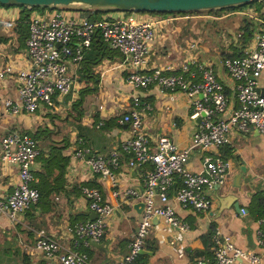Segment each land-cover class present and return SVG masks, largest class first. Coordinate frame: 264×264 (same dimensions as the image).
<instances>
[{
  "label": "crops",
  "instance_id": "1",
  "mask_svg": "<svg viewBox=\"0 0 264 264\" xmlns=\"http://www.w3.org/2000/svg\"><path fill=\"white\" fill-rule=\"evenodd\" d=\"M263 5L264 0L260 8ZM245 9L202 16L203 18L192 13L163 15L146 12L142 17L160 16L169 19H159L155 24L156 36L150 44L143 69L161 66L168 71H178L181 64L188 61V67L195 61H200L201 65L210 64L223 83L227 96L235 99V82L222 65V56L235 52V45L232 46L231 41L234 40V44L237 41L239 26L244 19L252 23L255 29L251 41L243 47L244 52L255 44L256 32L264 23V14L253 12L254 15L250 17L246 15L248 9ZM119 13L120 10L106 12L111 16ZM19 18L18 6L0 4V67L9 66L12 70L0 82V139L9 131L21 129L26 132L45 126V133H49V137L39 141L65 146L61 152L68 155L69 160L62 175H59V167L53 166L50 169L46 180L42 179L47 195L21 212L18 220L11 221L5 213H0V264H59L57 256L48 259L34 247L40 231L56 239L61 245L60 251L70 248L85 251L89 264H117L127 253L128 244L141 219L142 210L134 207L142 201L139 194L141 190L134 187L139 185L143 188L141 171L129 168L125 164L127 155L123 154L113 177L100 176L90 169L85 157L75 156L74 150L84 146L107 156L122 140L130 137V125L120 123L119 119L134 106L131 100L134 91L149 98L147 103L151 105V109L145 114L144 125L152 139L164 134L185 145L200 119L198 120V116L192 117V100L184 91H161L154 85L133 90L125 79L130 66L122 63L124 58L119 53L111 57L105 53L93 67L99 75V87L97 91L83 93L85 110L79 120L75 112H72L74 115L68 113L73 94L57 96L52 108L41 107L33 113L10 112L5 108L3 100L17 97V71L30 66L25 44L28 32L26 33L23 23L18 21ZM207 22L213 23L212 26L216 28L209 31L211 27ZM214 32L216 37L211 38ZM90 51L91 48L88 52ZM191 56L193 61H190ZM194 71L192 70V75L195 74ZM263 83L264 71L260 76L261 87H264ZM85 84L84 78L79 74L74 99L81 97L80 90ZM95 115L105 123H94ZM227 143L231 147V153L227 156L228 175L223 185L205 190L212 201L209 210L202 212L181 208L176 204L175 193L172 192L169 203L174 205L178 217L181 221H186L189 228L181 230L159 216L155 223L152 221L144 238L143 248L151 254H142L143 257L136 258L132 264H189L188 249L207 231L212 222L216 225L215 231L231 236L237 246L252 250L259 256L255 263L242 258L233 264H264V240L259 238V230L264 229V225H260L247 208L252 195L264 190V131L255 127H250L246 132L233 130L228 135ZM44 149V154L47 155L49 146L45 145ZM210 152L215 153V150ZM203 153L199 149L190 153V169H202ZM35 169L45 170L42 161L37 158ZM132 169L135 171L131 172ZM17 182L18 164L3 159L0 146V197L7 196ZM83 185H97L104 198L113 206L105 233L98 241L82 239L73 231L76 221L91 217L88 198L81 190ZM128 188H132L136 194H127ZM241 208H244V212H241ZM204 258L207 263L212 262V259Z\"/></svg>",
  "mask_w": 264,
  "mask_h": 264
},
{
  "label": "built area",
  "instance_id": "2",
  "mask_svg": "<svg viewBox=\"0 0 264 264\" xmlns=\"http://www.w3.org/2000/svg\"><path fill=\"white\" fill-rule=\"evenodd\" d=\"M246 9L249 14L241 12L250 17L258 13L255 6ZM261 11L264 13V5ZM107 15L91 19L77 9L51 7L33 12L25 39L30 66L17 71V97H7L3 104L12 113H33L41 107L52 108L57 96L73 94L74 99L80 64L91 48L97 31L108 47L122 54V63L129 64L125 79L133 90L154 85L161 91L181 90L191 97V115L193 118L200 116V120L185 145L164 134L151 138L144 125L145 114L151 105L140 101L139 94L134 91L131 95L134 106L119 119L120 123L130 125V137L122 140L107 156L84 146L74 150V155L85 157L90 169L100 176L113 177L123 154L127 155L125 164L129 168L141 171L143 189L140 195L144 203L141 219L128 244L127 253L117 263L131 264L143 247L154 215L163 217L181 230L189 228V224L178 217L174 205L169 203L172 192L181 208L202 212L209 210L212 201L205 190L223 185L228 175V160L220 157L217 150L228 141L229 133L233 130L246 132L250 127L264 131V93L260 90V76L264 71V23L256 32L255 44L244 54L222 57V65L235 82L233 99L225 93L223 83L210 64L199 65L201 76L197 81L182 74L189 69V61L181 64L178 71H168L161 66L143 69L150 44L156 36L155 24L159 19L167 21L168 17L144 18L137 11L122 10L116 16ZM193 59L191 56L190 61ZM11 71L9 66L0 67V82ZM35 144L30 134L18 130L9 131L0 139L2 158L18 164V182L7 196L0 197V213H5L11 221L18 220L19 214L39 197L38 178L33 171L37 155ZM194 149L204 151L201 170L188 166ZM81 190L96 216L76 221L73 231L82 239L98 241L105 233L113 206L97 187L83 185ZM126 193L136 194L132 188H128ZM256 220L264 225V216ZM259 238L263 241L261 229ZM214 240L212 262L207 263L201 257L194 264H233L242 258L252 263L259 260L255 252L237 246L231 236L221 235L219 230L215 231ZM34 247L48 259L57 256L59 264H89L85 251L78 248L60 251L59 242L43 231L38 232Z\"/></svg>",
  "mask_w": 264,
  "mask_h": 264
},
{
  "label": "trees",
  "instance_id": "3",
  "mask_svg": "<svg viewBox=\"0 0 264 264\" xmlns=\"http://www.w3.org/2000/svg\"><path fill=\"white\" fill-rule=\"evenodd\" d=\"M262 1L263 0H254L246 4L243 3L241 5H230L226 7L214 8V9H208V10L213 14H219L223 10L230 11V10H233L234 8L242 7L248 4L249 6L255 5L256 11L259 14H264L260 8V4ZM15 6H18L20 8V18L18 19V21L23 23L26 33L29 32V22H30V18L33 13V10H40L41 8L45 7L43 5H40V6L39 5H28L24 3H18ZM73 9L82 11L83 13H85V15H87L91 19L100 18L103 15H106V10H107L102 7L89 8L84 5L81 7H75ZM111 10H121V9L111 8ZM122 11L129 12L131 10H122ZM200 11L197 10V12L192 11V12H178V13L173 12V14H191V13H198ZM156 13H159V12H156ZM160 14L164 15L166 13H160ZM107 16L111 17V15H107ZM206 24L209 27H212L213 25V23H208V22ZM254 30L255 29L253 27V24L249 23L247 19H244L243 23L239 26L237 41L235 42V44L233 43L234 40L231 41V45L232 46L235 45V52L233 54H223L222 57H226V56L234 57V56H239V55L244 54L243 47L248 45L249 42L251 41ZM105 53L109 55L110 57L113 56L115 53H119L122 56V54L119 51L109 48L107 44L102 40L100 33L97 31L92 39L91 51L90 52L87 51V53H85L84 58L82 59V62L79 67L80 75L84 78L86 84L80 90L81 97L76 98L75 100L72 101L69 112H68L70 114H73L72 112H75L76 113L75 116L77 117L78 120L80 119V117L82 116L85 110V107H83V102H84L83 93L87 91H97L98 90L99 75L93 67L100 62L101 58L105 56ZM199 62L200 61H195L193 64L189 65V69L186 71H183L182 74L185 77L193 81L199 80L201 76V72H199V69H200L199 65L201 64V62L200 63ZM192 70L196 71V72L194 71L195 72L194 75L191 74ZM195 75L196 77H194ZM139 99L142 102L149 101V98L143 97L140 95H139ZM66 117L67 118L69 117L68 114ZM95 119L96 120L94 121V123H99V122L105 123V121L99 119L96 115H95ZM46 130L47 129L45 126L44 127L38 126L35 130H26V132L30 134L36 141V144H35V147L37 149L36 158L41 160L42 165L45 166L44 171L38 170V169L33 170L34 175L37 176L40 180V182L37 184V188L39 190L38 200L44 198V196L47 195L46 193H48L47 188L42 186V179L46 180L48 174L50 173V169L53 166L59 167V175H62L68 163V160H69L68 155H65L64 153L61 152L62 148L65 146H56L54 144L49 145L47 141L46 143L43 141L41 142L39 141L40 139L44 140L45 138L49 137V133L48 134L45 133ZM19 131L23 132V130L21 129ZM45 145H47V147L49 146V150L47 149V155L44 154ZM218 149H219L218 155L222 157L224 160H227L228 159L227 156L230 155L231 153L230 145L226 142L222 144ZM48 167H49V170H48ZM36 202L34 204H36ZM247 208L249 212L254 215L255 219H257L258 217L264 216V190L255 192L252 195L251 203ZM215 227L216 225L212 222L209 225L207 231L204 232L197 239V242H195V244L191 248L188 249L189 258H190L189 264H194L201 257H208L210 259H213V250L215 248V240H214ZM261 232H262L263 240H264V229L263 228L261 229ZM138 257H143V255L138 253L137 256L133 259V261Z\"/></svg>",
  "mask_w": 264,
  "mask_h": 264
},
{
  "label": "water",
  "instance_id": "4",
  "mask_svg": "<svg viewBox=\"0 0 264 264\" xmlns=\"http://www.w3.org/2000/svg\"><path fill=\"white\" fill-rule=\"evenodd\" d=\"M254 0H0V3L7 5H16L18 3H24L28 5H43V6H54V5H69V4H80L84 6L92 7H113L121 10L131 11H149L159 13H173V12H191L203 9H214L220 7H226L230 5H241ZM262 93H264V87H260ZM200 116H198V120ZM257 129V128H256ZM258 130V129H257ZM244 167H241L243 170ZM135 170L132 169L131 172ZM137 189L139 188L142 192V186L134 185ZM143 201H140L134 205L137 210H142ZM96 213L91 212V217H95ZM159 216H153V222L158 220ZM151 254V252L145 248H140L139 254Z\"/></svg>",
  "mask_w": 264,
  "mask_h": 264
},
{
  "label": "rangeland",
  "instance_id": "5",
  "mask_svg": "<svg viewBox=\"0 0 264 264\" xmlns=\"http://www.w3.org/2000/svg\"><path fill=\"white\" fill-rule=\"evenodd\" d=\"M81 6H83V5H80V4H69V5H52V6H46V7H51V8H59V9H62V10H71V9H73V8H75V7H81ZM88 7V6H87ZM246 7H249V5L247 4V5H245V6H242V7H238V8H234L233 10H236V9H240V10H242V9H245ZM102 8H105V9H107L106 10V12H111V11H115V10H111V8H113V7H102ZM113 9H115V8H113ZM245 10H247V9H245ZM36 11H39V10H33V12H36ZM200 11V10H199ZM225 11H227V10H223V11H221L220 13H222V12H225ZM237 11V10H236ZM140 15H146V12H149V11H143V10H139V11H137ZM192 12V11H191ZM195 12H197V11H195ZM155 12H151V14H154ZM219 13V14H220ZM192 14H199V15H201V18H203L202 16H210V15H214L213 13H211L209 10H206V9H203V10H201L200 12H198V13H192ZM82 15H85V13H82ZM216 15H218V14H216ZM205 21H203V23H204ZM256 23L259 25L260 24V22H258V21H256ZM216 28V26H212L210 29H209V31H212V30H214ZM212 35V37L211 38H215L216 37V33L214 32V34H211ZM219 41H217V43H218ZM124 58V57H123ZM78 73L80 74V72L78 71ZM68 98V97H67ZM73 100H75V99H73Z\"/></svg>",
  "mask_w": 264,
  "mask_h": 264
}]
</instances>
